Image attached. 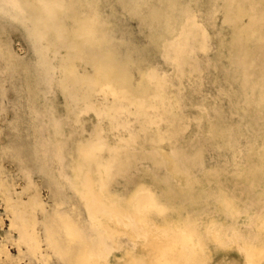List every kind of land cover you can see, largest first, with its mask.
Wrapping results in <instances>:
<instances>
[{
  "label": "bare ground",
  "instance_id": "1",
  "mask_svg": "<svg viewBox=\"0 0 264 264\" xmlns=\"http://www.w3.org/2000/svg\"><path fill=\"white\" fill-rule=\"evenodd\" d=\"M104 1L0 0V17L23 27L33 47V64L45 73L46 91L61 95L64 103L56 110L51 98L48 101L44 96L38 98L35 90L29 89L35 87L31 65L13 55L8 43L0 44L2 67L11 77L21 78L32 120L27 137L11 140L0 148V195L6 197L12 225L19 233L18 243L26 246L30 257L41 253V243L45 241L63 264H176L181 258V243L193 247L196 244L195 231L184 230L178 239L166 241L149 234L134 253L119 261L87 227L86 218L98 222L107 234L114 236L125 232L119 218L125 227L133 225L140 229L145 213L159 219L168 215L165 208L155 204L150 184H142L131 197V212L118 209L105 195L109 167L118 158L117 151L122 145L117 126L123 116L141 119L142 127L149 132L166 169L175 179L176 191L186 196L184 200L204 191L203 182L180 165L170 150L172 137L185 124L176 120L180 105L175 78L160 74L155 63L147 59V50L132 40L131 34H124L126 30H121L123 33L118 36L120 29L111 28L101 14ZM116 1L122 11L138 17L149 44L152 42L156 50L163 49L169 65L177 72L174 75L182 73L184 67V74L193 78L188 67L189 51L196 47L205 49L209 43L206 26L190 5L193 0ZM217 1H221L217 9L223 23L231 28L230 40H220L219 44L225 46L229 63L238 70L233 76L239 83L236 105L259 111L264 132V0ZM84 106L99 110L104 117H99L88 138L75 143L73 169L78 165L85 168L79 200L83 208H61L57 203L49 215L37 194L25 201L23 194L17 192L15 174L6 171L4 159L15 158L30 181L34 173L42 174L58 190L64 166L65 129L69 124L78 127L80 109ZM201 118L206 132H211L214 123ZM164 120L171 131L161 128ZM214 140L220 142L218 137ZM44 142L53 151L52 164L46 158ZM233 167L237 174L231 180L232 195L218 198L216 208L235 218L250 217V228L239 236L241 246L233 254L219 243V257L208 262L260 264L264 258V160L251 150L243 164L235 159ZM226 170L211 169L208 177ZM241 201L248 204L244 211ZM218 234V227L213 225L211 237Z\"/></svg>",
  "mask_w": 264,
  "mask_h": 264
},
{
  "label": "rangeland",
  "instance_id": "2",
  "mask_svg": "<svg viewBox=\"0 0 264 264\" xmlns=\"http://www.w3.org/2000/svg\"><path fill=\"white\" fill-rule=\"evenodd\" d=\"M220 3L217 0H193L190 3L193 11L200 15V23L206 26L209 34V43L205 49L196 47L189 51L188 67L193 78L184 74V67L180 71L183 74L174 75L177 72L169 65L170 60L163 49L156 50L152 42L149 44L147 33L139 25L138 17L122 11L116 0L101 3L102 16L104 14L103 17L111 28L120 29L118 36L121 37L126 30L124 34H131V39L147 50V59L155 63L160 74L175 78V92L180 105L176 120L179 123L185 121V124L172 137L170 150L180 165L186 167L198 181L203 182L201 187L204 188L201 194L184 200L186 196L176 191L175 179L166 169L149 132L142 127L141 119L136 116H123L117 126L122 145L117 151L118 158L109 167V176L104 186L105 195L109 203L118 209L125 208L131 212V197L142 184H150L155 204L165 208L168 215L159 219L145 213L144 225L140 229H135L133 225L125 227L119 218V224L125 232L114 236L107 234L98 222L86 218L89 232L95 238L102 239L109 252L119 261L134 253L138 244L144 243L149 234L166 241L171 238L178 239L177 236L184 230H191L195 231L197 242L194 247L181 243V258L176 264H209L208 261L219 257V243H223L226 251L233 254L241 246L239 236L250 228V217L229 216L217 210L215 204L218 198L222 199L226 194L232 195L234 187L231 180H235L237 174L233 167L235 159L243 164L244 157L252 150L264 160V132L260 127L262 120L259 111L236 105L239 83L233 76L238 70L229 63L225 46L223 48L219 44L220 40L228 42L231 34V28L223 23L221 11L217 9ZM0 42L5 46L8 43L13 55L23 63L31 65L35 87L29 86V89H34L38 98L44 96L46 101L51 98L52 106L56 110L62 108V96L46 91L45 73L41 67L33 64V47L23 27L0 17ZM20 79L8 75L0 62L1 149L9 141L27 137L31 132L32 120ZM78 104L80 107L81 104ZM203 116L214 123L211 132H206L205 122L201 121ZM79 117L81 121L77 128L69 124L65 129L64 166L61 169L62 182L58 190L42 174L34 173L30 181L15 158L4 159L6 171L11 175L15 174L13 177L17 192L23 194L25 201L37 194L49 215L53 214L57 203L61 208H83L79 200L85 168L78 165L73 169L75 143L88 138L98 119L104 115L93 107L84 106L80 109ZM72 122L71 119L70 123ZM168 124L164 120L160 126L168 132L171 131ZM214 137H218L220 142L217 143ZM44 144L46 158L52 164L53 151L48 142ZM220 168L227 170L208 177L211 169ZM7 204L6 197L0 195V264H63L45 241L41 243V253L37 257L27 254L26 246L18 243L19 233L12 225V214ZM247 205L241 201L240 207L244 211ZM105 216L110 217L108 213ZM213 225L219 230L216 238L210 235ZM260 264H264V258Z\"/></svg>",
  "mask_w": 264,
  "mask_h": 264
}]
</instances>
